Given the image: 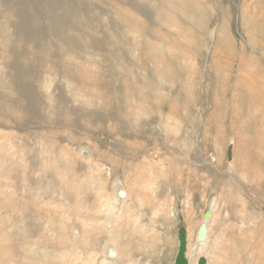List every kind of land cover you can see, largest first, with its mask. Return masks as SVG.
<instances>
[{"label": "rangeland", "instance_id": "1", "mask_svg": "<svg viewBox=\"0 0 264 264\" xmlns=\"http://www.w3.org/2000/svg\"><path fill=\"white\" fill-rule=\"evenodd\" d=\"M263 50L264 0H0V264H173L214 199L210 264H264Z\"/></svg>", "mask_w": 264, "mask_h": 264}, {"label": "bare ground", "instance_id": "2", "mask_svg": "<svg viewBox=\"0 0 264 264\" xmlns=\"http://www.w3.org/2000/svg\"><path fill=\"white\" fill-rule=\"evenodd\" d=\"M255 8L258 10V9H262L260 8V6L256 5ZM262 12V11H261ZM263 13V12H262ZM257 15V14H256ZM255 9L253 11V17H252V20H254L255 18ZM253 22V21H252ZM261 24V23H259ZM257 32V31H256ZM249 33V32H248ZM255 33V32H254ZM254 37V35H253ZM257 42V40H256ZM258 45V44H256ZM264 51V50H263ZM258 53V51H257ZM262 53V52H261ZM263 54V53H262ZM257 66H260V65H257ZM251 70V69H250ZM252 76H259V77H252L254 79H251L249 80V87H250V91L249 92L250 94L252 93L253 95V98H255V100H253L252 102L258 106V108L260 109H264V75H263V72L262 71H259L254 74H251ZM259 79V80H258ZM225 89V88H224ZM223 90V89H222ZM224 91V90H223ZM225 92V91H224ZM223 93V92H222ZM225 95V94H224ZM243 95V94H242ZM244 98V96H243ZM250 98V97H249ZM252 108V107H251ZM250 110V109H249ZM257 115V114H256ZM260 132V131H259ZM4 140H7V139H4L3 137L0 136V163H2V159L4 158L5 159V155L7 154L6 153V149L5 147L2 145L3 141ZM8 141L10 142V139H8ZM11 143V142H10ZM4 152L6 154H4ZM9 154V153H8ZM99 160H97V163H96V167L97 169L99 170H103V165L100 164L98 162ZM100 172V171H99ZM107 174L110 173V169H107L106 170ZM108 178V176H107ZM106 178V179H107ZM132 182V181H131ZM127 185V184H126ZM130 185V184H129ZM103 186H104V183H103ZM131 187V186H130ZM132 188V187H131ZM135 188V187H134ZM99 191L100 194L98 195L100 199L103 198V200L105 201V204H106V201H110L109 204H106V206L108 208H112L114 206V204L117 202L118 199H121L122 202H126V201H129L130 199H132V192L131 190H129V188H120V191L117 193L116 192H112L110 194H104L102 193L104 190V187H99L97 188ZM54 190V189H53ZM56 190V189H55ZM96 192V191H95ZM102 193V194H101ZM135 193V192H133ZM138 195V194H137ZM97 196V195H96ZM136 197V200H137V197L139 196H135ZM98 198V197H97ZM127 203V202H126ZM216 204V199H214L213 201H211L209 203V206L202 212V215H201V219L199 220V222L194 226L192 227L189 222H187V228L185 229V233H186V252H185V256L187 258V261H188V264H196L197 262V259L200 257V256H203L205 258V264H210V260H209V257H208V253L206 254V250H207V247H208V241H209V237H210V222H211V219H212V210H213V207L215 206ZM104 206V205H103ZM39 207V206H38ZM132 207V206H131ZM50 211V210H49ZM208 211L209 212V218L208 220L204 219L203 218V214L204 212ZM107 212H109V209L107 210ZM51 213V212H50ZM53 213V212H52ZM113 213V212H112ZM57 214V213H56ZM110 214V213H109ZM49 218V217H48ZM86 219V218H85ZM50 220V219H49ZM82 220V219H81ZM88 220V219H87ZM99 220V219H98ZM85 221V220H84ZM84 221H81L82 222V225H83V222ZM90 224H92V220L91 218L88 220ZM108 221V220H107ZM191 221V220H190ZM53 222V221H52ZM202 222H205V235H204V238L202 241H199L198 238H197V233H198V228H199V225L202 223ZM86 223V222H85ZM79 224V223H78ZM18 225V224H17ZM51 225V224H50ZM53 225V224H52ZM56 225V224H55ZM87 225V224H85ZM20 226V225H19ZM0 227H1V223H0ZM35 227V226H34ZM78 227V226H77ZM85 228V226H84ZM77 229V228H76ZM75 229V230H76ZM111 229V228H110ZM50 230V229H49ZM57 230V229H56ZM112 231V230H111ZM53 232V231H52ZM56 232V231H55ZM54 232V233H55ZM77 232V231H76ZM114 232V231H113ZM53 233V235H54ZM85 233V232H84ZM52 234V233H51ZM78 234V233H77ZM80 235V234H79ZM83 235V234H82ZM56 235H54L55 237ZM52 237V236H51ZM52 237V239L54 238ZM54 240V239H53ZM108 241V240H107ZM35 244H33V247L38 250L39 248L41 250H44L45 248H50L52 249V251H54V249L56 248L55 247V243L50 240V245L48 246H42L40 244V241L38 242H34ZM110 247L116 252V259L118 260L122 254H120L118 248L116 245L114 244H111ZM120 248V247H119ZM122 249V248H121ZM120 249V250H121ZM125 249V248H124ZM123 249V250H124ZM108 249H104L102 251V258L100 260V264H109V257H108ZM110 253V252H109ZM124 255V253H123ZM125 257V255H124ZM54 260V259H52ZM116 260V261H117ZM127 261H130V260H127ZM132 264V262H130Z\"/></svg>", "mask_w": 264, "mask_h": 264}, {"label": "water", "instance_id": "3", "mask_svg": "<svg viewBox=\"0 0 264 264\" xmlns=\"http://www.w3.org/2000/svg\"><path fill=\"white\" fill-rule=\"evenodd\" d=\"M203 218L208 220L209 218V212L206 211L203 214ZM205 235V222H202L199 225L197 238L199 241H202ZM178 238V249L173 261V264H188L187 258L185 256L186 252V233L184 228H180L177 233ZM196 264H205V258L203 256H200L197 259Z\"/></svg>", "mask_w": 264, "mask_h": 264}]
</instances>
